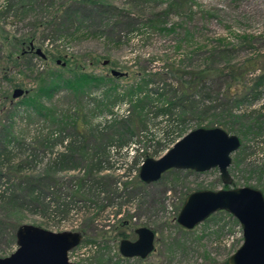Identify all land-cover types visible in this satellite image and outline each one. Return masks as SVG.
I'll return each instance as SVG.
<instances>
[{"label": "rangeland", "instance_id": "obj_1", "mask_svg": "<svg viewBox=\"0 0 264 264\" xmlns=\"http://www.w3.org/2000/svg\"><path fill=\"white\" fill-rule=\"evenodd\" d=\"M93 1L34 0L25 12L17 10L19 0H0V29L20 38L41 23L33 43L46 55L21 58L14 67L8 55L20 49L0 36V257L16 250L22 224L80 232L78 246L96 247L85 250L89 258L73 248L68 258L77 264H97L102 255L118 260L119 241L135 240V229L147 226L155 249L146 264H223L243 241L237 219L218 211L186 230L177 216L197 190L250 186L264 195V94L234 104L264 70V0ZM60 67L64 78L76 69L113 79L82 93L62 86L44 95V78L57 82L51 79ZM113 68L127 74L113 77ZM173 70L184 81L200 70L211 78L196 86L200 108L166 117L158 109L178 86ZM150 78L149 97L146 89L127 93ZM15 82L27 93L12 98ZM164 82L169 92L158 88ZM37 94L41 111L19 103ZM199 127H221L240 139L230 185L217 167L172 169L149 184L140 179L145 158L161 157ZM70 147L74 155L61 161ZM122 229L127 237H117ZM129 259L121 263L139 264Z\"/></svg>", "mask_w": 264, "mask_h": 264}, {"label": "water", "instance_id": "obj_2", "mask_svg": "<svg viewBox=\"0 0 264 264\" xmlns=\"http://www.w3.org/2000/svg\"><path fill=\"white\" fill-rule=\"evenodd\" d=\"M30 48L42 58L46 55L41 48ZM60 60H57L59 63ZM109 60H104L107 65ZM65 63H63L64 65ZM113 77L127 73L111 69ZM28 90L14 88L12 98H18ZM241 145L240 139L221 127L195 128L180 139L161 157H147L139 169L140 179L149 184L160 179L170 169H191L204 172L217 167L224 185L231 184L228 167L231 154ZM226 211L240 224L243 241L228 258V264H264V195L250 186L197 190L184 200L177 216V223L191 230L213 213ZM135 240L123 238L119 241V253L123 258H147L155 249V232L147 227L135 229ZM16 250L0 257V264H77L68 258V252L82 238L78 231L54 232L32 224L20 225L15 233Z\"/></svg>", "mask_w": 264, "mask_h": 264}, {"label": "trees", "instance_id": "obj_3", "mask_svg": "<svg viewBox=\"0 0 264 264\" xmlns=\"http://www.w3.org/2000/svg\"><path fill=\"white\" fill-rule=\"evenodd\" d=\"M34 0H19L18 2V7L17 10H20L22 8H25V12H28L31 10V2H33ZM78 3H81L83 5H89V3H94L93 0H75ZM6 10H8L10 8L9 5H4L3 6ZM35 30L32 32H29L27 34H24L22 37L20 38H16L15 36H10L8 33H6L5 31H3L2 29H0V36L2 37V39L8 43L11 44L13 48L15 49V47L19 50L20 46L26 44H30V42H33L35 40L36 37V33L38 31V28L42 26L41 23H35ZM34 44V43H33ZM35 46V44H34ZM18 53V52H17ZM62 54H60L61 56ZM8 59L11 63L12 66H18V61L21 58H26L29 59L31 57H37V55L34 53V51H29L26 52L25 54H16L14 55V52H10L8 55ZM67 63H69V58H67ZM27 63H29L27 61ZM60 70H58L57 72H54L53 77L51 80L57 79V82L54 81H49L47 78H42L40 77V81L43 79L45 85L43 86L42 89H40L42 91V93H44V95L46 96H50L51 94H53V92L57 91L59 88H61L62 86H66L68 88H70L73 93H78L81 91V93L86 90L89 89V91L93 88H100L101 86L105 85L108 81L112 80L113 78L110 77L108 78V76H95L91 73L87 74V73H78L76 72L77 70L75 69L73 72V75L71 77L68 78H64L63 76V70H65V68L60 67ZM172 75H174L173 80L176 81L178 83V86L176 88H171L173 91L171 93V97L168 99V101L166 102L164 107H160L158 109V112L163 114L166 117H172L174 112L178 110V112H180L181 114H185V113H192L195 111L196 108H200L201 107V103L196 101L193 97L196 95L197 93V84H202L204 82L207 81V79H210L211 76L209 74V71L206 70H200L197 73H194L193 76H190L191 79L189 81H184L182 79V71L179 70H173V72L171 71ZM232 77L234 76V72H231ZM255 75V74H254ZM3 78H6V76L3 74ZM153 80L150 79H144L143 83H141L139 86H131L128 89V94L133 95L136 92H143L145 91L144 89H146L147 94H145L146 97H149L151 94L149 91L152 90V88H150L151 90H149L148 86L153 83ZM52 83V84H51ZM180 83V86H179ZM198 84V85H199ZM168 84L164 82L163 85H161L160 87H158L159 89H162L163 92H169L167 89H163L166 88ZM13 86H17V87H22L23 84L22 82H15L13 84ZM111 89H114L113 87H110ZM144 93V92H143ZM264 94V70L261 71L259 74H256L253 78L252 81L250 82V85L247 87L246 91L242 94V96H240L239 99H237L234 104L238 105L244 101H247L249 99V102H254V101H258L259 99L262 98ZM41 94H37V96H28L25 97V99H21L19 101V103H22L23 105H26L28 107H32L34 108L36 111H41L42 106H41V102L38 99L40 97ZM203 97H210V95L208 93L202 94ZM27 98V99H26ZM116 98L111 102H115ZM142 101V98L138 97L137 100L134 102L136 103H140ZM171 119V118H170ZM221 125V124H220ZM173 130V128H172ZM172 130L167 129V132H172ZM69 154H62L61 155V161H68L70 159V157L67 156H73L75 153V148L74 147H70L69 149ZM172 171V169L166 171V172H170ZM164 172V173H166ZM163 175V174H162ZM161 175V176H162ZM161 178V177H160ZM224 187V186H223ZM223 211H219V213H222ZM213 215V214H212ZM212 215L210 217H208L206 220H209L212 218ZM196 227V226H195ZM194 227V228H195ZM108 232V231H107ZM128 234L126 232V230L122 229L119 230V232L117 233V237H127ZM123 239V238H122ZM152 254V253H151ZM148 258V257H147ZM147 258L141 259V258H137L134 257L133 259L139 263V264H146ZM94 259V258H93ZM130 260L129 258H123L122 256L118 255V260H113L112 257L107 256L105 257L104 255H102L101 257H99L97 259V264H122V261H128ZM223 264H228L227 260L224 261Z\"/></svg>", "mask_w": 264, "mask_h": 264}, {"label": "built area", "instance_id": "obj_4", "mask_svg": "<svg viewBox=\"0 0 264 264\" xmlns=\"http://www.w3.org/2000/svg\"><path fill=\"white\" fill-rule=\"evenodd\" d=\"M240 235H242V232H240ZM77 247L81 248L79 251L81 258H89L90 253L86 252L85 250H89L90 248H91V250H93L96 246L95 245L91 246V244H89L88 246H77Z\"/></svg>", "mask_w": 264, "mask_h": 264}, {"label": "flooded vegetation", "instance_id": "obj_5", "mask_svg": "<svg viewBox=\"0 0 264 264\" xmlns=\"http://www.w3.org/2000/svg\"><path fill=\"white\" fill-rule=\"evenodd\" d=\"M29 51H33L30 48L29 44L28 45L24 44V45L20 46V53L21 54H25L26 52H29Z\"/></svg>", "mask_w": 264, "mask_h": 264}]
</instances>
